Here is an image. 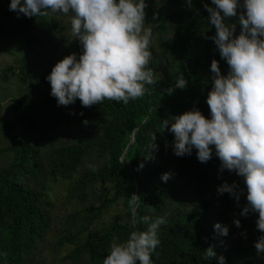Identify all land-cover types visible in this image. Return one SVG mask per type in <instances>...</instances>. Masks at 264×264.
I'll use <instances>...</instances> for the list:
<instances>
[{
	"label": "trees",
	"instance_id": "16d2710c",
	"mask_svg": "<svg viewBox=\"0 0 264 264\" xmlns=\"http://www.w3.org/2000/svg\"><path fill=\"white\" fill-rule=\"evenodd\" d=\"M146 2V24L160 34L161 49L170 66L164 68L152 48L149 67L157 82L147 85L142 98L127 105L104 100L84 107L77 99L74 104L58 106L49 94L40 101L17 105L15 120H0L12 143L7 151L14 153L10 166L0 170V264H27L50 234L48 182L64 184L68 196L82 203L68 217L70 230L77 231L60 236L58 241L61 247H73L64 261L103 264L113 241L125 242L133 231L147 229L143 216H163L167 221L159 230L161 244L152 254L153 264H218L220 256L226 264H256L264 255L258 256L255 241H250L264 235L256 227L258 213L240 215L247 205L244 179L235 172L221 170L214 151L206 163L198 160L196 149L190 156L174 154L175 175L167 182L160 178L163 173L172 174L167 161L172 156L168 144L174 140L173 133L163 130L162 121L194 108L210 118L206 100L213 84L211 62L217 60L224 75L229 66L211 39L216 29L208 22L209 13L204 8L205 3L215 7L211 0H192V7L185 0ZM3 3V18L16 23L12 36L29 48L51 45L55 40L51 34L64 29L54 23L53 15L17 18L9 11L10 0ZM241 11L243 8L238 13ZM237 21L238 16L228 18L226 23ZM239 33L237 23L235 34ZM68 55L67 49L58 62ZM33 65L23 81H37L51 91L46 77L55 66L53 58L41 56ZM181 74L187 81L185 89L175 88ZM84 120L89 123L84 124ZM94 125L98 131L90 130ZM77 127L89 129L79 132L77 138L63 135L65 129ZM154 134L158 150L149 148ZM94 153L100 162L90 167L86 160ZM141 163L144 167L138 170ZM39 175L47 181L39 182ZM225 182H235L237 191L243 190L239 202L228 193H218V186ZM122 201L125 217L101 224L103 217ZM227 213L231 220H240L247 241L229 242L214 229L216 223L225 226ZM209 247L216 257L205 258Z\"/></svg>",
	"mask_w": 264,
	"mask_h": 264
},
{
	"label": "clouds",
	"instance_id": "9594fccd",
	"mask_svg": "<svg viewBox=\"0 0 264 264\" xmlns=\"http://www.w3.org/2000/svg\"><path fill=\"white\" fill-rule=\"evenodd\" d=\"M185 2L192 7V0ZM211 5L215 7L204 4L208 22L216 29L211 39L229 71L222 74L219 62L212 60L213 84L206 100L210 118L194 108L163 120L162 128L174 134L172 149L176 156H190L196 149L198 160L206 163L214 151L221 170L243 177L247 205L240 215L258 213L256 227L264 233V0H211ZM8 7L17 18L72 14L71 33L83 51L57 62L46 77L58 106L74 104L77 99L84 107L104 100L127 105L142 98L147 85L156 84L149 67L154 37L152 27L146 24V0H10ZM240 8L243 11L238 13ZM237 16L239 35L235 34L237 23H226ZM186 86L184 75H179L175 88ZM155 140L154 134L149 148L158 150ZM143 167L141 163L138 170ZM171 175L166 172L160 178L167 182ZM237 189L235 182H225L217 191L239 202L243 190ZM141 219L147 229L133 231L125 242L113 241L103 264H153L152 254L161 244L159 230L167 221L163 216ZM233 222L237 228L241 226L239 219ZM214 229L223 236L229 232L220 223ZM255 249L258 256L264 254V235L255 242ZM204 255L216 257L212 247ZM217 259L218 264H226L223 256Z\"/></svg>",
	"mask_w": 264,
	"mask_h": 264
},
{
	"label": "rangeland",
	"instance_id": "374dc122",
	"mask_svg": "<svg viewBox=\"0 0 264 264\" xmlns=\"http://www.w3.org/2000/svg\"><path fill=\"white\" fill-rule=\"evenodd\" d=\"M151 6V5H150ZM4 3L0 0V104L2 111L0 112V120L13 121L17 117L16 106L20 103H31L40 101L43 97L50 94V89L45 87L39 82L23 81L24 75L29 74L34 69V61L46 55L48 58H53V62L56 64L60 56L68 49L69 55L76 53L79 56L83 49L78 39H75L71 33V13L68 15L57 14L53 15L54 23L63 31H55L51 34V37H55L54 42L44 48H29L20 38L12 36V32L15 31L16 23L12 20H5L2 15ZM146 14L147 11L145 10ZM148 25V24H147ZM152 27V26H151ZM153 41L150 45V51L152 48L158 58V61L165 67L170 66V62L166 61V55L163 53L160 45V34H158L153 28ZM153 58V54H152ZM153 60V59H152ZM90 130H99L97 125L89 127ZM89 128H67L64 130L63 135L69 139L77 138L80 136L79 132ZM12 143L6 138L3 128L0 126V170L10 166L14 161V153L7 151ZM168 147L172 151V156L168 159V166L172 169V176L175 175V161L174 152L172 149V143L168 144ZM100 157L97 153H94L86 160L87 165L99 164ZM39 182L47 181L43 176H38ZM22 181L28 183L26 179L22 178ZM48 190L50 193L49 203L46 207L50 209L51 217V230L50 234L40 244L38 252L27 261V264H74L71 261H64L66 254L72 250L71 245H65L61 247L58 243L60 236L69 235L70 232H76L77 228L70 230L71 224L68 222L69 215L76 209L82 206L81 202H77L75 199L66 193L64 184L48 182ZM30 187L38 189L34 183H30ZM40 188V187H39ZM96 201H99L96 199ZM49 204V205H48ZM124 202L122 201L119 206L112 208L100 221L101 224H106L113 220L123 219L125 217ZM219 210H224L219 208ZM224 224L228 227L229 232L226 236V240L229 242H236L238 240L247 241V234L241 227L237 228L230 219V214L227 213L224 217ZM96 225H94L95 227ZM251 242L257 241L250 239ZM256 264H264V255H261L257 259Z\"/></svg>",
	"mask_w": 264,
	"mask_h": 264
},
{
	"label": "water",
	"instance_id": "95a60500",
	"mask_svg": "<svg viewBox=\"0 0 264 264\" xmlns=\"http://www.w3.org/2000/svg\"><path fill=\"white\" fill-rule=\"evenodd\" d=\"M132 139L134 140V133H133V137H132ZM130 146H131V144L129 145L128 149L130 148ZM136 209H137V208H136ZM136 209H135V211H134L135 214H136V211H137Z\"/></svg>",
	"mask_w": 264,
	"mask_h": 264
}]
</instances>
